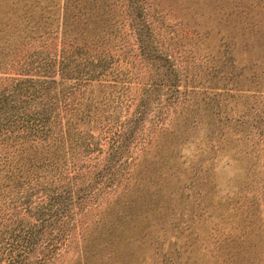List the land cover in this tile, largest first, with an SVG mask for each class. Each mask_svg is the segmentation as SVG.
Wrapping results in <instances>:
<instances>
[{
	"label": "rangeland",
	"instance_id": "obj_1",
	"mask_svg": "<svg viewBox=\"0 0 264 264\" xmlns=\"http://www.w3.org/2000/svg\"><path fill=\"white\" fill-rule=\"evenodd\" d=\"M63 1L0 0V66L26 42L6 35L24 10L56 28ZM87 1L92 26L101 3ZM113 1L114 52L157 83L156 101L131 158L113 160L120 183L95 189L51 264H264V0ZM131 24L151 33L152 60ZM167 77L175 88L158 85Z\"/></svg>",
	"mask_w": 264,
	"mask_h": 264
},
{
	"label": "trees",
	"instance_id": "obj_2",
	"mask_svg": "<svg viewBox=\"0 0 264 264\" xmlns=\"http://www.w3.org/2000/svg\"><path fill=\"white\" fill-rule=\"evenodd\" d=\"M99 2L92 26L87 0H64L56 28L32 22L29 7L20 32L6 33L26 42L0 66V264L52 263L95 189L120 183L122 164L113 160L131 158L130 143L156 101L157 83L136 80L114 52V1ZM6 19L0 10V32ZM134 25L136 56L150 61L151 33L145 38ZM165 79L158 85L175 88Z\"/></svg>",
	"mask_w": 264,
	"mask_h": 264
}]
</instances>
